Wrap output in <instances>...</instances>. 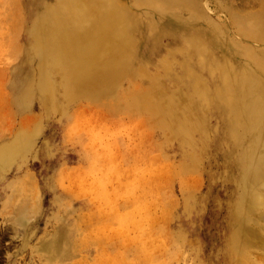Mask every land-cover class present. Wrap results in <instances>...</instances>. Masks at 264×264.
Here are the masks:
<instances>
[{
    "label": "rangeland",
    "instance_id": "374dc122",
    "mask_svg": "<svg viewBox=\"0 0 264 264\" xmlns=\"http://www.w3.org/2000/svg\"><path fill=\"white\" fill-rule=\"evenodd\" d=\"M90 3L0 0V264H264V0H109L78 85Z\"/></svg>",
    "mask_w": 264,
    "mask_h": 264
},
{
    "label": "bare ground",
    "instance_id": "6f19581e",
    "mask_svg": "<svg viewBox=\"0 0 264 264\" xmlns=\"http://www.w3.org/2000/svg\"><path fill=\"white\" fill-rule=\"evenodd\" d=\"M74 5L73 7H67V9H71V7L77 8L75 9V13L78 16H75V18L72 17L71 20L62 22V24L58 22L52 33L53 36L58 39L55 43L57 49L71 61L69 72L71 82L77 83L78 85H86L95 80L93 73L103 71L104 74L110 75V72L119 65L117 60L116 62L113 60L99 62L98 59V56L101 55V52L105 50L106 46L114 44V37L110 38L107 36L106 27L110 22H113L115 19L114 16L117 15V11L109 4V0H93V3H90L87 7ZM76 18L81 22L87 19L94 20L93 22H88L90 25L82 26L80 24L81 22L76 20ZM67 29L69 31L66 32ZM120 55V52H116L110 59H117ZM12 148L3 151L1 156L7 157L9 155H7V153L10 152ZM0 160V162L3 161L2 159ZM260 160L264 161V155Z\"/></svg>",
    "mask_w": 264,
    "mask_h": 264
}]
</instances>
